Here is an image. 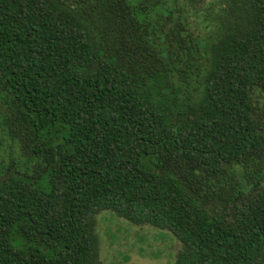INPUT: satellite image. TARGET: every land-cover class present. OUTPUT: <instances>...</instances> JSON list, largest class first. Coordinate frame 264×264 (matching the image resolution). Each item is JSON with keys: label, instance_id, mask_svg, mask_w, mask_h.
<instances>
[{"label": "trees", "instance_id": "1", "mask_svg": "<svg viewBox=\"0 0 264 264\" xmlns=\"http://www.w3.org/2000/svg\"><path fill=\"white\" fill-rule=\"evenodd\" d=\"M0 134V264H98L107 209L264 264V0H0Z\"/></svg>", "mask_w": 264, "mask_h": 264}, {"label": "rangeland", "instance_id": "2", "mask_svg": "<svg viewBox=\"0 0 264 264\" xmlns=\"http://www.w3.org/2000/svg\"><path fill=\"white\" fill-rule=\"evenodd\" d=\"M0 163L9 160L12 147L0 134ZM98 264H172L180 240L171 231L138 225L112 209L98 213Z\"/></svg>", "mask_w": 264, "mask_h": 264}]
</instances>
